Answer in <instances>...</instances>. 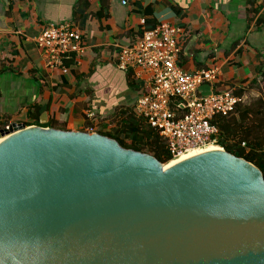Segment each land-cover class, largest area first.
I'll list each match as a JSON object with an SVG mask.
<instances>
[{
    "label": "water",
    "instance_id": "obj_1",
    "mask_svg": "<svg viewBox=\"0 0 264 264\" xmlns=\"http://www.w3.org/2000/svg\"><path fill=\"white\" fill-rule=\"evenodd\" d=\"M0 135V264H264V174L219 145L165 167L99 132Z\"/></svg>",
    "mask_w": 264,
    "mask_h": 264
},
{
    "label": "crops",
    "instance_id": "obj_2",
    "mask_svg": "<svg viewBox=\"0 0 264 264\" xmlns=\"http://www.w3.org/2000/svg\"><path fill=\"white\" fill-rule=\"evenodd\" d=\"M2 1L0 129L23 123L86 131L84 112L92 108L98 131L100 120L116 109H132L150 74L137 66L120 69L119 52L162 21L183 29L184 70L219 67L217 82L201 90L242 89L244 107L264 125V113L254 109L264 102V0ZM64 21L76 25L85 46L77 61H68L67 73L48 68L36 43L45 25Z\"/></svg>",
    "mask_w": 264,
    "mask_h": 264
},
{
    "label": "built area",
    "instance_id": "obj_3",
    "mask_svg": "<svg viewBox=\"0 0 264 264\" xmlns=\"http://www.w3.org/2000/svg\"><path fill=\"white\" fill-rule=\"evenodd\" d=\"M182 35L180 26L162 21L145 29L133 44L123 46L117 58L122 70L137 66L150 74L147 90L134 104L135 113L159 132L173 159L199 146L219 145L224 149L213 120L217 115L234 112L244 101L243 95L232 90H201L217 82L220 69L184 70L179 64ZM36 43L48 68L64 73L69 71L67 62L77 61L85 52L82 34L72 21L48 23ZM84 114L91 123L86 131L97 132L96 111L88 108ZM12 124L2 129H11Z\"/></svg>",
    "mask_w": 264,
    "mask_h": 264
},
{
    "label": "trees",
    "instance_id": "obj_4",
    "mask_svg": "<svg viewBox=\"0 0 264 264\" xmlns=\"http://www.w3.org/2000/svg\"><path fill=\"white\" fill-rule=\"evenodd\" d=\"M129 78L130 86H133L131 72ZM234 93L242 95L243 90L238 89ZM263 108L264 102L261 99L254 109H261L263 114ZM250 113L251 108L244 107L242 103L228 115L215 116L213 122L219 128L220 144L224 149L254 163L264 174V125L255 123L258 119ZM113 116L112 125L107 122L97 132L117 140L125 148L149 153L162 163L168 164L173 159L159 132L145 123L134 108H118Z\"/></svg>",
    "mask_w": 264,
    "mask_h": 264
},
{
    "label": "rangeland",
    "instance_id": "obj_5",
    "mask_svg": "<svg viewBox=\"0 0 264 264\" xmlns=\"http://www.w3.org/2000/svg\"><path fill=\"white\" fill-rule=\"evenodd\" d=\"M135 104V103H134ZM134 104H133V107L132 108H134ZM242 104V103H241ZM113 114H114V112L113 113H111L108 117H106V118H104L103 120H100L101 121V123H99V125H98V127H99V129H102V127H103V125L105 124V123H107V122H110V125H112V123H113ZM2 137H0V139H1Z\"/></svg>",
    "mask_w": 264,
    "mask_h": 264
},
{
    "label": "bare ground",
    "instance_id": "obj_6",
    "mask_svg": "<svg viewBox=\"0 0 264 264\" xmlns=\"http://www.w3.org/2000/svg\"><path fill=\"white\" fill-rule=\"evenodd\" d=\"M1 139H2V138H1ZM1 139H0V140H1ZM219 149H221V147H219ZM193 150H195V149H193ZM190 151H192V150H190ZM175 159H176V158H175ZM175 159H173V160H175ZM173 160H171V161H173ZM165 167H168V164H166Z\"/></svg>",
    "mask_w": 264,
    "mask_h": 264
}]
</instances>
